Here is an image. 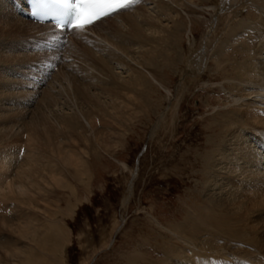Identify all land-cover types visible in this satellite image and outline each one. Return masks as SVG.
<instances>
[{"label": "rangeland", "instance_id": "1", "mask_svg": "<svg viewBox=\"0 0 264 264\" xmlns=\"http://www.w3.org/2000/svg\"><path fill=\"white\" fill-rule=\"evenodd\" d=\"M152 1L153 0H147L143 7L146 6L145 8H150L153 4ZM194 3L197 5L195 7L198 8L193 7L192 11L193 9L195 11H191L190 14L193 13L197 16L195 17L197 19L193 18V16L182 30H180L181 34L178 46L182 55L181 61L176 62L175 51H172V49L165 50L164 57L157 59V62L161 65H152L154 68L153 74L155 77L158 75L161 78L162 86L156 87L155 85L156 90L153 93L150 91V88H147V96L143 93L142 87L138 89L135 88L137 92L133 89L131 96L137 93L136 100H138V107L132 106L133 110L132 107L129 106L132 112H130L131 110L129 109V111L122 110V117H120L121 123L114 122L116 117H112V111L108 109L111 107L104 105L108 103V97L103 91L105 90L103 87L105 81L100 80L101 82L96 88L95 85L92 86V84H89L91 83V77H84L88 74L85 70L89 66V68L93 67L95 70L94 63L97 62V65L104 66L101 64L104 63V61H102L103 57L104 60L105 58L108 59L104 52H102V50H104V43L97 41L98 47L96 45L86 46L84 42L80 40L79 42L76 38L79 31H73V34L72 31L59 34V40L55 42L56 45H53V41L47 39L46 34H43L45 32L44 29H40V34H38V31H35L37 28H30V33L28 32L30 36L25 38L26 43L16 46L20 53L22 50L24 53H28L27 56H25L24 63V56L22 57L24 54H22L19 60L21 62L17 61L18 63H16L15 60H12L10 63L6 61L7 67L5 64H3V67L0 66V79L5 81L4 83L2 81L0 83V85H2L1 91H7L9 88V94L11 91L19 92L21 97H23L22 100H17L18 106L14 109L12 108L13 112L12 109L7 108L9 107L8 101L3 99L2 94L6 96V91L1 94L2 98H0V108L1 106L6 107L1 108L3 112L1 111L0 116L4 117L11 115V112L12 114L15 113L14 121L18 122V124L15 125H20L22 127L21 129H16L19 130V134L25 130L21 122L24 117L28 119L31 115L30 118H34L40 115V113H50L48 115L51 118L54 115L58 117L56 113L59 114L71 111V108H73L72 100L77 97L79 98L76 99L77 107L75 110L81 109L83 112H89L88 114L92 113V115V111L95 110V118L97 115L101 117L102 114L100 115V111L101 113L102 111H109L110 113L108 112V115L114 118L109 120L112 122L109 123V118L102 115V119L99 121L102 124L107 123L110 126L109 146L107 145L106 147L104 144L96 145L94 143L92 147L88 149L85 143H82L83 146L81 145L80 147L85 149V153L78 167L70 164L63 169L60 168V170H62L60 172L62 176L59 175L57 179L63 182H55V180L50 181V172L43 171L42 176L45 181L39 178L37 179L38 186H41V190H43L40 191V195L38 194V198L32 202V204L35 203V206L37 205L40 208L39 210L34 208V211L32 208L33 210L29 209L31 212L28 211L29 207L25 203L24 205L22 204V206L18 204L17 202L19 200L16 198L14 200H17L15 201L17 204L14 202L13 198H8L6 203L0 200V237H2L0 239V245L2 247L0 248L1 264H160L161 260H163L164 257L167 258L169 254L171 256H168V259L172 264H182V262L179 261H183V259L179 257V255L181 256L184 252L182 253V251H179L182 248V244L176 237L174 238L176 234V232L172 231L174 230V225L183 221L188 210L191 209V206L200 204L201 200L202 206L207 195L221 196V194H224L227 190L226 185L229 187L227 183L230 181L227 178L219 177L218 179V176H213L212 178L205 177L203 174V165L213 145V143H209V137L212 136L213 133L209 132V126L213 124L214 121L216 122L217 119L219 120L220 115L218 113L223 112L225 109L222 104L228 92L226 86L223 88L221 87L223 83L225 84V73H223L220 68L225 67V69H227V66L233 62V60H228V58H235L234 56L236 55L237 58L239 57V54H235L234 51H231L230 54L228 53L230 52V44L225 45L223 50L217 45L219 50L216 47L214 53L220 55L218 59L221 62L223 61L224 64H222V62L220 66L215 68L218 69L214 70L215 63L212 58H210L206 65L208 67L204 68V74L202 73L200 78L198 77V79L196 78V80L183 85L182 89L184 92L182 99L179 100L176 107H173V110L171 109L167 113H164L165 109L170 107L169 105L174 106L177 103V91L174 88H176L177 83L184 78L183 75L187 58L193 52L195 46L197 47L202 43L203 37H206L209 24H211L213 18V16L211 17L214 13L212 12L213 7L219 5L220 0H194ZM139 4L140 3H137L136 5ZM261 4L264 6L263 3L257 2L255 7H263ZM255 7L247 6L243 8L239 14L240 16L231 23L229 22L230 24L224 29L220 41H225L228 37L232 38L233 35H237L239 31L236 29L238 32L235 31V34H232V29L238 28L242 22L252 19V17H254L253 14L255 13L256 15L258 13ZM131 8L132 6L123 10V12ZM257 10H259V8ZM182 12L186 14L184 11ZM187 16L191 15L186 14L184 20H187ZM26 20L27 19L24 20L25 26L30 24L28 23L29 19L27 22ZM120 20L117 19L115 21L117 23L120 22ZM192 20L194 22H192ZM113 24L114 22H108L103 24L100 23L96 26L94 25L89 29L91 32L85 33L84 35L82 34L83 36L81 37L87 40L97 34H101L100 36H107L109 26ZM164 26L169 29L171 26V19L166 20ZM21 32L25 34V31L23 32L22 30ZM21 32H15V35L20 37L27 34L21 35ZM83 32H85V30ZM246 32L243 31L240 33L242 34L241 40L248 34L247 38L244 39V43L240 46L244 45L245 42L250 44L258 42V38H255L253 34L256 33L255 31L250 30L248 33ZM35 34H38L39 37L38 35L35 37ZM251 34H253V36H250ZM261 36H263L261 39H264V30ZM107 37L109 39V36ZM46 40L49 42L47 41V43L42 44ZM41 45L43 48H40ZM3 52L5 55L6 51ZM26 57L29 58L27 59L29 63ZM32 58H36L37 60L33 59L34 61H31ZM62 59L65 60L63 61ZM56 60L58 61L56 62ZM53 61L55 62L54 64ZM109 63L111 64L109 68L110 71H115V73L113 74V79L106 81L107 84L111 81V84H108V88H110L112 92H115H113V94L117 95L119 92L120 94H118V96L122 94L121 96L125 97L123 90L126 88L124 86H127L125 84L126 80L120 79L122 76H125L124 73L120 74L121 71L125 70L124 66L117 62L115 63L114 60ZM26 64L30 70H27ZM19 65H23V68H21L22 66L20 67L21 70H19ZM91 65L93 66L91 67ZM222 65L224 67H221ZM43 68H47V70ZM62 70L64 71V76H69L68 79L64 80L62 78L63 76L59 72ZM84 71L86 73H84ZM31 73L32 75H30ZM28 76H30L29 79ZM7 78H9L10 81H7ZM28 80L37 82V85L33 87V85H30L32 83L29 82L28 84ZM224 88H226L225 91L223 90ZM83 98L85 99L84 101ZM88 98L90 99L88 100ZM93 102H99L96 106L97 108L92 106ZM136 102L137 101H135V103ZM15 109L17 112L14 111ZM21 111H23L25 115ZM124 112H127L128 116L125 115L126 113ZM161 112L164 114H160ZM33 113L37 115H33ZM15 115H19V117L16 119ZM159 115H162L161 119L159 118L160 120H158ZM49 116L48 119L50 120ZM94 120L96 121V123L94 121V127L90 124L92 130H102V124L97 122V119ZM14 121L10 120L9 123L11 122L12 124L10 123L9 125H13ZM84 126H86V128L84 127L86 129H84V132L88 134L89 128H87L85 124ZM15 128L13 129L14 131H16ZM76 130H79V127H76ZM12 131L10 133H12ZM72 134L74 135V132L67 133L68 136L66 137H70L69 135ZM7 136L10 142L8 140L4 141L6 145L5 148L11 150L19 145L18 142L14 140L15 138L13 136ZM78 137L80 136L77 135L75 138L78 139ZM0 143H3V141ZM10 143L13 144V147ZM91 143H93V140ZM17 149L18 147L16 151ZM23 152L24 147L20 146L18 160L22 159L21 156ZM136 156L138 162L134 165ZM212 159H215V155H213L210 160L212 161ZM221 165L222 163L214 166V168L219 171L225 170L220 167ZM135 170L136 174L134 177L133 171ZM130 182H132L133 185L132 195L128 202L122 204V200L128 191L127 188ZM41 183H43V185ZM238 193H241L243 197L237 195L232 197L233 199L231 202L235 206L231 204L228 207H223L226 209L229 208L230 210L231 206L233 207L232 212L238 211V213H242L243 207L240 204H243L244 192H241L239 187ZM226 198L227 197L224 196L221 197L225 205H227ZM234 202L240 205V208H238ZM6 205H8V208L4 209ZM18 206L23 211H21ZM13 209L15 212L21 211L22 215L25 213L26 220L29 216H27L26 213L30 212L32 214H30L31 216H29V218L32 217L30 219L32 220L30 224L33 226L29 227L30 229H28L26 234L29 235V237L32 236L34 239L31 240L29 237H25L26 239L22 238L21 241L14 233L15 231L13 232V229L7 226L8 224H5L3 220L1 222L3 215H6L7 212L11 211L10 213H15ZM1 211L4 212V214ZM246 217L248 219L244 217L245 223H247L246 220H249L248 223L250 224H245L247 232L244 228V234L245 232L247 235L251 233L250 235H253L254 240L264 245V230H262L264 229V208L262 211L253 212L252 210ZM236 219L240 220L241 218L237 217ZM236 219L234 218V223L241 226ZM13 222L17 224L16 226L20 227L17 219ZM251 225L255 226V230L249 228ZM33 231H37L36 234ZM218 232L219 231H217V233ZM258 232L260 234H258ZM172 233L175 234L173 235ZM246 234L244 235L246 238L250 236ZM243 235L242 237L245 238ZM220 236H224V238L227 237L225 234ZM17 238L19 239L18 241L16 240ZM9 240L12 241V243L8 242ZM230 240L234 241L239 239L236 236L234 238L231 237L229 241ZM13 241H17L21 246H18L17 243H13ZM6 242L11 243V245L15 244V246L13 245L14 248L16 247L14 251H12L13 254L11 252L12 247L4 245V243L7 244ZM5 246L7 247L6 251ZM170 248H176V253L169 252L167 249ZM184 248L185 246L183 249ZM5 254H8L7 257ZM29 256L31 262L28 259Z\"/></svg>", "mask_w": 264, "mask_h": 264}, {"label": "bare ground", "instance_id": "2", "mask_svg": "<svg viewBox=\"0 0 264 264\" xmlns=\"http://www.w3.org/2000/svg\"><path fill=\"white\" fill-rule=\"evenodd\" d=\"M142 1L143 0L139 2L140 3L139 5L134 4V7L132 5L133 10L132 8L130 10H126L125 12H123V10L125 9L120 10L118 13L112 14L109 17L102 18L100 21H97L94 24L96 26L99 25L100 23L103 24L108 22H114V24L109 26V29L107 30V36H109V39L106 35L100 36L101 34L100 35L97 34L92 38L84 40L83 37L81 36H83L85 33L91 32L89 31V29H91L94 25L89 26L87 28L88 30L85 29V32L79 31V33H77L76 35L77 40L84 42L86 46L96 45L98 47V43H96L97 41L104 43L103 46L104 50H102V52H104L105 56L108 57V59L105 58L104 60V57L102 59L104 63L101 64L104 66H100L99 64L97 65V62L94 63L95 70L92 67L93 65H91L92 68H89L90 67L89 66L85 70L87 71L88 74H86L84 77L86 78L91 77L90 78L91 83L89 84L90 85L92 84V86L95 85L96 88L99 86V83L101 82L100 80L105 81V84L103 85L105 90L103 91L104 94L108 97V103H105L104 105L111 107L108 109L109 111L111 109L112 117H116V118L114 119L110 117L108 115L109 111L108 112L102 111V113L100 111V115L102 114L105 117L109 118L108 121L114 119L115 123H121L120 117H122L121 116L122 110L123 111H127L128 109L131 110L130 107L132 106L138 107V100H136L137 93H134L131 96L133 89L135 88L138 89L142 87L143 93L146 95L147 88L148 89L150 88V91L153 93L156 90L155 85L156 87L162 86L161 78L158 75H156L155 77L153 74L154 68L152 67V65H156V66L161 65L157 62V59L163 58L165 55V50L167 49H172V51H175L176 62L181 61L182 55L180 52V48L178 46L180 41V34H181L180 30H182V28L187 24V22L191 20L193 16H194L193 18L197 17L193 13L190 14L192 8L197 6L195 5L194 0H153L152 1L153 4L150 8L149 7L145 8L146 6L143 7L147 0H144L143 2ZM257 2L264 4V0H231V1L220 0L219 5L213 7L212 12L214 13L210 24L211 29H209L208 33H206L207 34L206 37H203L202 43H200V45L197 47L195 46L193 52L187 58L186 66L184 65L185 66L184 75H183L184 78L183 80H180L179 83H177V86L175 85L176 88L174 89H176L177 91V92L175 91L177 103L174 106L169 105L170 107L166 108L164 111V113L165 112L167 113L171 109L173 110V107L177 106L179 100L182 99L183 97V92H184L182 89L183 85H186L189 82L196 80V78L198 79V77L200 78V75L205 70L204 68L208 67L206 65L208 64L207 62L208 60H210V58H212V60L215 63L214 70L218 69L215 68L220 66V64L223 61L221 62L218 59V57L220 56L219 54L214 53V50L217 47V45L223 50V47L225 45L230 44L229 45L230 52L228 53L230 54L231 51H234L235 54H239L238 57L239 59L236 57L237 55L234 56L235 58H228V60H233V62L230 63L229 66H227L228 67L227 69H225L223 65L221 67L224 68H220L222 69V72L225 73L224 74L225 84L223 83L221 87L223 88L226 86L228 88V92L222 104L225 107V109L223 108L224 111L218 113L220 115L219 120L217 119L216 122L215 121L214 123L212 122L213 124L209 126V130H210L209 132H213L212 136L209 137L210 138L209 143L210 144L213 143V145H212V150H210L209 156H207V158L205 156L206 161H204L205 164L203 165L204 166L203 174L205 177L212 178L213 176H218V179L219 177L227 178L230 181L229 183H227L229 184V187L226 185L227 190L225 191L224 194L222 193L221 196H216V195L211 196L210 194H209L210 196L207 195L205 197L204 204L202 206H201L202 200L200 204H194L193 206H191V209L188 210L187 215L184 217L183 221L179 224L174 225L173 229L175 231L171 229L173 232H176V234L174 233L175 234L174 238L176 237L182 244V248L179 250L180 252L182 251V253L184 252L181 256L179 255V257H181L183 261L185 260L184 262L179 261L182 262V264H264V245L254 240L253 235L252 236L250 235L251 233L249 234L251 237L247 235L246 234L247 230L245 228V224L247 225L249 221L246 220L247 223H245V218L248 219L246 217L247 214L252 210L253 212L262 211L264 208V39H261V37H263L261 36V33L264 30V6L261 4L263 7L260 6L258 7L259 10H257L258 8L255 7ZM247 6L250 7L254 6L255 8H257L255 10L258 13L256 15L255 13L254 14L250 13L254 15L252 19L246 20V22L241 21L242 24L238 28L236 27L232 29L231 31L232 34H235V31L237 30L239 31V32L237 31L238 32L237 35L235 36L233 35L232 38L228 37L229 39L227 38V40L225 41L222 40L220 41L221 34L224 31V29L228 26V24H230L233 20H235L238 16H240L239 14L241 13L242 9ZM27 10L28 7L27 4L24 3V0H0V66L1 67H3V64H5L6 66V61H9L11 63L12 60H15L16 63H18L17 61L21 59L22 54H24L22 55V57L24 56L23 58L24 60L22 59L24 63L25 56H27L28 53L27 54L24 53L23 50L20 53L18 51L19 49L16 48V46L24 45L26 43L25 38L27 36H30L29 35L30 28L33 27L37 28L35 29V31L37 30L38 34H40V29H44L45 32L43 34H46L47 39H50L53 33L56 36H58L59 34H62L64 32L62 30H58L54 28L49 22L32 20L33 19L32 17H28ZM182 11H184L187 15H191V16H187V20H184L186 14H184ZM194 11L195 10L193 9L192 12ZM25 19L27 20L29 19L30 21V22L28 21V23L30 24L27 26L24 25ZM117 19L118 20L121 19L120 22L116 23L115 20ZM169 19H171V26L169 27V29H167L164 26V22ZM192 22L194 21L192 20ZM22 30L23 32L25 31V34L27 33L28 35L23 34L21 32ZM32 30L31 32L33 33L34 30L33 31ZM250 30L256 32L253 34L255 35L254 36L255 38H258V42L254 44L245 42V44L247 45L245 44L242 45L244 47L240 46L242 43H244L245 41L244 39L247 38L248 36L247 34V36H244L243 40H241L242 34L240 33H242L243 31L245 32L247 31L246 33H248ZM19 31L21 32V35L23 34L25 36L17 37L18 35L16 36L15 32H19ZM70 31H72V34L75 32V30L72 29H70ZM38 34H35L34 36L37 37ZM253 34H251L250 36H253ZM47 41L48 40H46L43 43L41 41L39 42L45 44L47 43ZM55 42L56 41L52 42L54 43L53 45H56ZM40 48H43V46L41 45ZM217 49L219 50L218 47ZM3 51H6L7 53L5 52L4 55ZM28 57H26V60L29 59ZM33 59L36 58H32V60L31 59L30 60L34 61ZM113 60L115 61V63L117 62L118 64L124 66L125 69L124 71L120 72V74L123 73L125 74L124 77L122 76V78H120L126 80L125 84L127 86H124L126 88L125 90H123L125 97H122L121 96L122 94L118 96V94H120L119 92L117 93V95L113 94L114 91L112 92V90L108 88L109 85L111 84V81H109L108 83L109 85L106 82L109 79H113V74L115 73V71L111 72L109 69L111 65L109 62ZM27 61L29 63V60ZM54 61L53 64L55 63ZM57 61L58 60H56V62ZM222 64H224V62ZM26 66H27V70H30L27 64ZM20 67L23 68V65H19V68ZM21 68L19 70H21ZM43 69L47 70V68L46 69L43 68ZM85 71L84 73H86ZM59 72L60 74H62L63 76L62 78L64 80L68 79L69 76L68 77L64 76L65 74L63 73L64 72L63 70ZM30 75H32V73ZM29 77L30 76H28V79ZM7 79H8L7 81H10L9 78ZM1 81L2 80L0 79V83ZM2 82L4 83L5 81ZM29 82L32 83L30 85H33V87L37 85V82L28 80V84ZM8 89L7 91L4 90L6 91L5 93L7 94H9L8 91H10ZM225 89L226 88H224L223 90L225 91ZM1 90H2V85H0V98H2L3 95V99L4 100L6 99L8 101L9 107L7 108L10 109L16 108L18 106L17 100L23 99V97H21L19 92L11 91L9 95L5 94L6 96H4V94H2L4 91ZM76 99L75 98L73 100L70 99L72 100V106H73V108H71V111L65 113H59V114L56 113L58 117L54 115L51 118L48 115L50 113L48 114L40 113V115L34 117L35 119L30 118L31 115L28 119L26 118L27 120L24 117L23 121L21 122L25 130L21 134L18 133L19 130H16V129H21L22 127L20 125L18 126L15 125L18 124V122L14 121L15 113L12 114L13 109L12 112L10 113L11 115H7L4 117L0 116V142L3 141V143H0V200L1 201L6 203L8 201V198L10 199L13 198V200L16 198L17 200H19L17 202L18 204L22 206V204L24 205L25 203L29 207L28 211H30L32 208L39 210L40 208L37 205L35 206V203L32 204V202L38 198V194L41 193L40 191L43 190V189L41 190L42 187L41 186L39 187L37 183L38 178L40 180L42 179V181H45L42 176L43 171L50 172L49 173L51 177V179L49 178L50 181L55 180V182H63L57 179L59 175H61L60 172L62 170H60V168L63 169L64 167L70 164L78 167V164H80L83 158V154L85 153V149L83 147L82 148L80 147L81 145L83 146L82 143H85V146H87L88 149H90L94 143L96 145L104 144L106 147L107 145L109 146L110 126L107 123L102 124L101 122H99L100 119H102L101 118L102 115L101 117H98L99 115H97L95 118L94 112L96 113V111L91 108L92 106L95 108L97 104H99V102L98 103L93 102L96 105H94L93 103L92 106L89 105L91 106L90 108L93 110L92 111L93 115H92V113L88 114L89 112H83L81 109L75 110L77 107ZM89 99L90 98H88V100ZM84 100L85 99L83 98V101ZM135 101L137 102L135 103ZM1 108H6V107L1 106ZM1 108H0V114L2 111ZM14 111H16V109ZM130 112H132V110ZM124 113H126L125 115H127V112ZM164 113L161 112L160 114L163 115ZM33 115H37V114L33 113ZM162 115L161 116L159 115L158 120L161 119ZM15 116L16 119L19 117V115L18 116L15 115ZM48 116L50 117V120L48 119ZM94 119H97V122L102 124L103 128L106 130H104L103 128H102L103 131L98 129L92 130L90 124L94 127L95 125ZM10 120L14 121L13 125H9L11 123V122L9 123ZM109 123L112 122L109 121ZM84 124L87 125V128H89L90 134L84 132L86 130L85 129L86 126H84ZM14 125L16 126V128ZM76 127H79V130H76ZM14 128L16 131L13 130ZM11 131L12 133H10ZM70 132L71 133L74 132V135L72 134L69 135L70 137H66L68 136L67 133ZM75 134L80 136L78 137V139L80 140L75 138L77 136ZM7 135L13 136L15 138L14 140L18 142L19 145H17L18 147L17 151H16L17 147L11 150H9V148H5L6 145L4 144V141L8 140ZM92 140L93 143H91ZM8 141L10 142V140ZM11 146L13 147V144H11ZM20 146L24 147V152L23 155L21 156L22 159L18 160L17 158L19 157L18 152ZM213 155H215V159H212L211 161L210 159L213 157ZM58 163L60 164V166ZM221 163L222 165L220 167L225 170L219 171L218 169L214 168V166L220 165ZM135 174H136V170L133 171L134 177ZM43 183L41 184L43 185ZM238 187L241 192H244V198H243L244 201L243 204H240L243 207L242 213L241 212L238 213V211L232 212L233 207L231 206H230L231 208L230 210L229 208L228 209L225 208L226 206L228 207L229 205L232 204L231 201L234 195L240 197L242 196L241 193H238ZM127 189L128 191L126 192L122 200V204L128 202L129 198L132 195V190H133L132 182L129 183ZM222 196L227 197L226 198L227 205L223 203L221 199ZM17 200H14V202ZM240 205L236 204L238 208H240ZM7 208L8 205H6L4 209ZM13 211L15 212L14 209ZM21 211L15 212L14 214L10 212L6 213L5 211L6 215H3V218L1 219V222L3 220L5 224H8L7 226L10 227V229H13V232L15 231L14 233L17 235V237L20 240L22 238L26 239L29 237V235H27L26 233L28 229H30L29 227L33 226L32 224H30L31 223L30 221H32L30 219L32 217L29 218V216L32 215L30 213L31 211L28 212L29 214L26 213L27 216L29 215L28 216L29 220L28 218L26 220L25 213H23L24 215L23 216ZM2 213L4 214V212ZM237 217H240L242 220L236 219ZM234 218L239 221L238 223H240L242 227L234 223ZM16 219L18 221V224H20V227L16 226L17 224L13 222ZM254 227L255 226L253 225L249 226L250 229L252 228L254 229ZM244 228L246 230L245 234L249 236L247 238L244 236L245 235L243 232L245 231ZM15 229L17 230V232ZM217 231L219 232L217 233ZM33 232L36 234L37 231L36 232L33 231ZM224 234L227 235L229 239L231 237L234 238L237 236L239 240L229 241L227 237L224 238V236L222 237L220 236ZM258 234L260 233L258 232ZM242 235L245 238H243ZM31 237H29L31 240L34 239L33 237L32 238ZM1 238L2 237H0V239ZM18 238L16 239L17 241L19 240ZM17 241L16 242L13 241V243H17ZM8 242L12 243V241L10 240ZM8 242H6L7 244L4 243V245L12 247L11 252L14 251L16 247L14 248L13 245L15 246V244L11 245V243ZM17 244L18 246L20 245L19 243ZM183 245L185 246L184 249H183L184 247ZM6 246H5L6 248L5 251L7 250ZM0 248H2L1 245ZM167 250L171 253H176V248L175 249L170 248ZM168 256L171 255L170 254L167 255V258L164 257V259L161 260L160 264H172L171 261L168 259ZM29 258L30 256L28 257V259Z\"/></svg>", "mask_w": 264, "mask_h": 264}, {"label": "snow or ice", "instance_id": "3", "mask_svg": "<svg viewBox=\"0 0 264 264\" xmlns=\"http://www.w3.org/2000/svg\"><path fill=\"white\" fill-rule=\"evenodd\" d=\"M37 19H51L56 29L84 31L102 18L127 9L139 0H24ZM58 41L54 33L50 37Z\"/></svg>", "mask_w": 264, "mask_h": 264}]
</instances>
